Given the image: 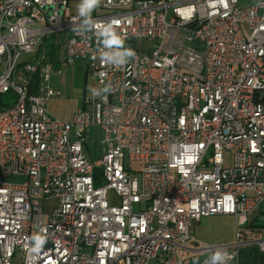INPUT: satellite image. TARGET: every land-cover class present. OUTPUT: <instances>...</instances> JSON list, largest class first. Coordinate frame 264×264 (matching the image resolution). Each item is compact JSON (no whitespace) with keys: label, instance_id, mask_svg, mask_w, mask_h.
Segmentation results:
<instances>
[{"label":"built area","instance_id":"1","mask_svg":"<svg viewBox=\"0 0 264 264\" xmlns=\"http://www.w3.org/2000/svg\"><path fill=\"white\" fill-rule=\"evenodd\" d=\"M97 8L0 0V95H15L0 108V264H232L264 206V0ZM55 55L92 75L68 121L47 110ZM212 216L233 218L235 242L195 238Z\"/></svg>","mask_w":264,"mask_h":264},{"label":"rangeland","instance_id":"2","mask_svg":"<svg viewBox=\"0 0 264 264\" xmlns=\"http://www.w3.org/2000/svg\"><path fill=\"white\" fill-rule=\"evenodd\" d=\"M83 1L84 0H69V3L72 9L78 11ZM250 1L251 0H241V3L244 4ZM96 10H98L97 11L98 14H101V11L97 7ZM138 45H139L138 46L139 49H146L148 47V45L144 40L140 41ZM78 63H81L79 65H82L83 62H76L73 65L62 64L59 66L61 70L60 74L52 75L50 77V83L52 87L60 92V95L54 96L47 103V110L54 118L60 120L70 119V117L73 115V113L77 108L76 107L78 103L77 94H80V92L83 91V89L84 90L88 89L92 81L91 73L87 70L86 67L82 68L81 66L77 65ZM14 98H15L14 93L12 91H8L7 93L0 95V102L3 104H10L12 103ZM101 139H102V133L100 132V130L97 127H90L85 137V146H84V152L89 161L96 160L101 156L102 154V145L100 143ZM9 181L13 183H19L22 181V179L19 177H11L9 178ZM55 204H56L55 199L46 200L44 202L43 214L44 215L50 214ZM204 218H205L204 220L207 221L213 220L212 221L213 224L211 226L212 232L208 231L207 233L210 234L214 233V235L217 238H222L225 235H231V237H233L234 222L232 217L229 216V218H225L222 216H212V217H204ZM245 229L240 228L239 231L243 233ZM195 238L204 244H209L200 240L196 236ZM213 244H218V243H213ZM16 260L17 258H14L13 263H15Z\"/></svg>","mask_w":264,"mask_h":264},{"label":"crops","instance_id":"3","mask_svg":"<svg viewBox=\"0 0 264 264\" xmlns=\"http://www.w3.org/2000/svg\"><path fill=\"white\" fill-rule=\"evenodd\" d=\"M69 5H70V3H69ZM70 8L74 14H79V10L78 11L74 10V9H72L71 6H70ZM97 11L98 10H96V8H94L91 11V13H89L86 9V14L87 15H95V14H98ZM61 55H62V53H61V51H59V56H61ZM52 62L55 64L56 67H58L60 69L59 66L62 65V62H61V59H59L57 57V55H55L52 58ZM79 64H81V63H78L77 65H79ZM79 66H81L83 68V67H86V64L82 63V65H79ZM54 75H57V74H54ZM50 86H51V88H53L51 83H50ZM53 89L58 91L55 88H53ZM87 90L88 89H86V90L83 89V91H81L80 94H77L78 103L76 106L77 107L76 110L82 106L83 98L86 95ZM58 95H60V92ZM68 120H70V119H68ZM68 120H63V121H68ZM222 217L229 218V216L228 217L222 216ZM204 219L205 218L200 219L192 227V233L197 238H199L200 240H202L206 243H209V244H213V243L230 244V243H233L236 241L235 228L234 227H233L234 228L233 237H231V235H225L222 238H217L214 235V233L213 234L207 233L208 231L209 232L211 231V226L213 224V222H212L213 220L207 221ZM245 228H246L245 231L243 233H240L239 242H242V243L247 242V243L242 244L238 247L236 258L232 264H264V253L260 252L254 244L249 243V242H254L256 240H259V239H264V206H260L258 208V210L256 211V213H254L253 215L248 217L247 225ZM229 231H231V230H229Z\"/></svg>","mask_w":264,"mask_h":264},{"label":"clouds","instance_id":"4","mask_svg":"<svg viewBox=\"0 0 264 264\" xmlns=\"http://www.w3.org/2000/svg\"><path fill=\"white\" fill-rule=\"evenodd\" d=\"M101 0H84L83 4L80 5L79 8V14L80 15H84L85 14V10L87 9V11L89 13H91V11L96 8L97 6H99ZM111 35H115V33H111ZM129 55H134V52H132L131 50H129ZM216 259H219V255L217 254Z\"/></svg>","mask_w":264,"mask_h":264},{"label":"trees","instance_id":"5","mask_svg":"<svg viewBox=\"0 0 264 264\" xmlns=\"http://www.w3.org/2000/svg\"><path fill=\"white\" fill-rule=\"evenodd\" d=\"M2 107V104H1V102H0V108Z\"/></svg>","mask_w":264,"mask_h":264}]
</instances>
